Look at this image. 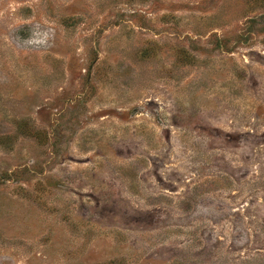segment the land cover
I'll list each match as a JSON object with an SVG mask.
<instances>
[{
  "label": "rangeland",
  "instance_id": "1",
  "mask_svg": "<svg viewBox=\"0 0 264 264\" xmlns=\"http://www.w3.org/2000/svg\"><path fill=\"white\" fill-rule=\"evenodd\" d=\"M0 264H264V0H0Z\"/></svg>",
  "mask_w": 264,
  "mask_h": 264
}]
</instances>
